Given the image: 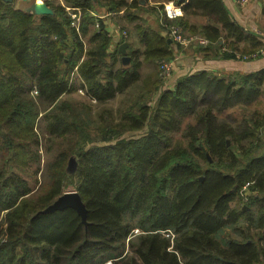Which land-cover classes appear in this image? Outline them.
Here are the masks:
<instances>
[{"label":"trees","instance_id":"16d2710c","mask_svg":"<svg viewBox=\"0 0 264 264\" xmlns=\"http://www.w3.org/2000/svg\"><path fill=\"white\" fill-rule=\"evenodd\" d=\"M172 1L182 14L154 6L162 26L136 24L142 46L122 64L89 11L135 22L146 0L48 1L51 14L0 0V264H264V67L172 86L141 72L174 56L171 23L204 37L206 57L264 44L222 0ZM66 7L82 9L78 29ZM237 106L241 121L224 115ZM73 190L85 217L48 209Z\"/></svg>","mask_w":264,"mask_h":264},{"label":"rangeland","instance_id":"374dc122","mask_svg":"<svg viewBox=\"0 0 264 264\" xmlns=\"http://www.w3.org/2000/svg\"><path fill=\"white\" fill-rule=\"evenodd\" d=\"M12 1L14 3L15 0H12ZM37 1L38 0H23V1L20 2V0H16L15 1V6L17 7V5H20V6H23L24 5V6H26L27 9H30V8L32 9L33 6L36 4ZM42 1H44V3L46 5H47V2L48 1H51V2H58L59 1L61 4H64L63 3V0H42ZM146 1H147L148 7H147V10L142 13L143 17H141L144 20H135V22H130V21H127L125 19L120 18V15H122V11L121 10L118 13H113V12L110 13V12H108L106 10L107 11V14L106 15L113 17V20H114V29L118 33V37L113 38L112 34H110V32H109V34L111 36V43H110L109 48L112 51L117 45H119V48L121 49V52H122V55H121V62H122V64H123V62L124 63H129V55L126 54L127 47H128V43L130 44V48L131 49H135V48H138V47H141L142 46L141 43H140V41H139V37L137 35L136 29H135V25L136 24H138L141 27L152 26L153 28H156V29H158L157 28L158 26H160V25L162 26V23H160V22L157 23V21H156V14H155V11H153L154 10L153 7L149 5L148 0H146ZM154 1L156 2L155 3V6L158 5V4H160V3H164V1H157V0H154ZM66 9L70 13V18H71V14L72 13H78V16H79V20L78 21L80 22V20L82 18V12H81L82 9L74 8V7H72V8L66 7ZM96 11H99V10H90L89 11V14H91L95 18ZM160 15L162 17V14H160ZM178 15H181V14H178ZM178 15H176V16H178ZM175 17H173V18H175ZM170 19H172V18H170ZM190 21L193 23L196 20L195 19H190ZM161 22H162V20H161ZM95 25L97 26V23ZM163 25H165V24H163ZM177 25L178 24H176V23H171L170 24V26H177ZM71 26H72V24H71ZM170 26H168L167 29L165 27H163V28L161 27V34H163L164 36L168 37L171 40L172 46H173V50H175L177 48V49H179L181 51V53H184V48H189V47H193V46L194 47L202 46L199 43V39H201L202 36H199L195 32H190L189 30H187L185 28H182L179 25L177 27L180 30V35H181V38H182L183 41L178 43V41H176L174 39V36H172L170 34V32H169ZM78 28H79V23H78V27L76 29H78ZM86 44H88V42H86ZM121 46H123V48H121ZM174 57H176V59H175V62H176L178 60V56L177 55H174L173 57H171L168 60H160L159 62H155L154 61L155 63L154 62H151V61L143 63V65L141 67L142 68V70H141L142 75H148L149 74V75L152 76L153 69H155L156 72L158 70V72L156 74H157V77H158L159 82H161V85L168 86L169 84L172 83L173 74H174V71L175 70L172 71L173 68H171L169 75L167 77H163V75H161L159 73L160 65L163 62H169V60L173 59ZM236 57H238V56L236 55ZM247 60H251V59H247ZM189 72L190 71H187L186 70V72L184 74L189 73ZM181 75L182 74H180V76ZM76 80H77V82H79V79H76ZM32 92H33L34 95L36 94L35 89ZM83 93L84 92L80 88L74 89V91L69 94V98L70 97L71 98H79V97L83 96ZM121 98L122 97L120 96L118 99L116 98V99L111 100L108 103L109 106L113 110L116 111L117 108L119 107V102H120ZM91 102H93V100ZM249 107H250L249 108V111L250 112H248V113L249 114H252V111H253V108L254 107H253V105L252 106H249ZM260 107H261L260 108V110H261L262 109V106H260ZM224 115H226V116H228L230 118L231 117L232 118H235V119H237V121H239V120L241 121L242 120V116H243V112L241 110V107H238L237 106L236 108L231 109L229 112H225ZM71 160H73V159L71 158ZM73 162H74V160H73ZM73 162L71 161L72 164H73ZM73 191H69V192H73ZM240 195L242 196L241 193H240ZM246 198L247 197H244L243 196V200H246ZM1 224H2V221H0V240L2 239L3 234H4L3 231H2V229H1L2 226H4V225H1Z\"/></svg>","mask_w":264,"mask_h":264},{"label":"crops","instance_id":"0c3cea01","mask_svg":"<svg viewBox=\"0 0 264 264\" xmlns=\"http://www.w3.org/2000/svg\"><path fill=\"white\" fill-rule=\"evenodd\" d=\"M21 1L23 0H20V2ZM222 1L232 18L237 21V23H239L244 29L255 33L264 44V16L261 13V9L264 5V0ZM148 3L150 6L154 7L156 2L154 0H148ZM163 5L164 7L168 6L174 10H177L178 14H182L180 6L175 4L172 0L164 2ZM17 7L27 10L26 6L24 5H17ZM106 14L107 11L105 7H101L99 11H96L95 17L104 20L106 28L110 32V34H112L113 38L118 37V33L114 29L113 17L107 16ZM261 49H264V45ZM203 54L206 55L208 54V52L204 53V51H200L199 46L184 48V53H181V51L176 48L174 50V55L178 56V60L174 63L172 71H175L173 74L172 83L168 86H172L175 79L180 76V74L183 75L186 70L190 71L189 73H193L195 71L203 69L238 70L242 72H250L264 67V52L258 55V57L251 60H243L239 59L238 57H206Z\"/></svg>","mask_w":264,"mask_h":264},{"label":"built area","instance_id":"2783aa9c","mask_svg":"<svg viewBox=\"0 0 264 264\" xmlns=\"http://www.w3.org/2000/svg\"><path fill=\"white\" fill-rule=\"evenodd\" d=\"M164 11H165V15L167 17H169V18H173L176 15H178V13L176 11H174L173 9H171V11H169L167 6L164 7ZM71 19H72L71 20L72 26L77 28L78 27V23H79V21H78L79 20L78 13H72L71 14ZM169 32H170V34L172 36H174V39L176 41H178V43L183 41L182 38H181V35H180V30H179V28L177 26H170ZM199 43L201 45H206L207 44V40L202 37L201 39H199ZM263 52H264V49H260L258 53L261 54ZM256 57H258L257 53H250V54L242 55L241 59H243V60L246 59L247 60V59H254ZM175 59H176V57H174L173 59L169 60V62H163L160 65L159 73L161 75H163V77H167L169 75L171 68H173V66H174ZM246 185H245V187H243L242 192H241V194L243 196H245V194L247 193V191L245 189ZM105 264H109V263L107 262Z\"/></svg>","mask_w":264,"mask_h":264},{"label":"water","instance_id":"95a60500","mask_svg":"<svg viewBox=\"0 0 264 264\" xmlns=\"http://www.w3.org/2000/svg\"><path fill=\"white\" fill-rule=\"evenodd\" d=\"M7 1H11V0H7ZM27 11L35 12L37 14H51L53 12L52 9L49 6H47L42 0H38L32 9L31 8L27 9ZM121 48H123V46H121ZM71 161L73 162V160ZM66 206L74 207L82 217H85L84 206L81 203L79 196L75 191L73 192L67 191L63 193L48 207V209L63 208Z\"/></svg>","mask_w":264,"mask_h":264},{"label":"bare ground","instance_id":"6f19581e","mask_svg":"<svg viewBox=\"0 0 264 264\" xmlns=\"http://www.w3.org/2000/svg\"><path fill=\"white\" fill-rule=\"evenodd\" d=\"M167 7H168V6H167ZM171 9H172L171 7H168V10H169V11H171ZM173 10H174V9H173ZM174 11L178 12L177 10H174ZM108 263H110V261H109Z\"/></svg>","mask_w":264,"mask_h":264}]
</instances>
